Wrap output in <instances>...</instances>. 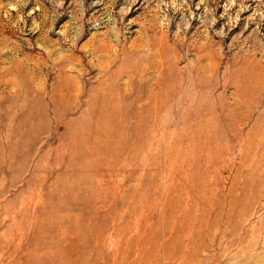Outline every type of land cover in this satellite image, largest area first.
Returning <instances> with one entry per match:
<instances>
[{"label": "rangeland", "instance_id": "rangeland-1", "mask_svg": "<svg viewBox=\"0 0 264 264\" xmlns=\"http://www.w3.org/2000/svg\"><path fill=\"white\" fill-rule=\"evenodd\" d=\"M0 264H264V0H0Z\"/></svg>", "mask_w": 264, "mask_h": 264}]
</instances>
